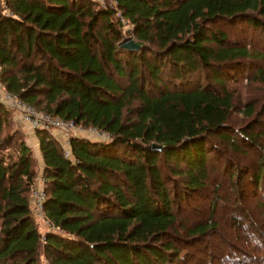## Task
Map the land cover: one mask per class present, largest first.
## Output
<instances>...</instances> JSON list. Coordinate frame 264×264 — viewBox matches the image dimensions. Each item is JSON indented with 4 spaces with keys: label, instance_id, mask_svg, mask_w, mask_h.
Wrapping results in <instances>:
<instances>
[{
    "label": "trees",
    "instance_id": "trees-1",
    "mask_svg": "<svg viewBox=\"0 0 264 264\" xmlns=\"http://www.w3.org/2000/svg\"><path fill=\"white\" fill-rule=\"evenodd\" d=\"M107 1L0 0L3 89L110 136L72 135L68 158L58 138L37 130L39 166L24 131L13 127L15 112L0 103V264H187L195 255H180L176 207L208 186L211 138L238 141L227 128L230 71L264 58L233 44L217 24L245 20L264 39V0ZM125 26L138 49L121 46ZM255 77L264 79V69ZM260 164L249 181L256 188H264ZM161 165L170 167L172 192ZM40 176L55 231L40 230L33 212ZM241 177L235 185L243 198ZM215 227L211 216L186 235L203 238ZM241 250L236 264H264Z\"/></svg>",
    "mask_w": 264,
    "mask_h": 264
},
{
    "label": "rangeland",
    "instance_id": "rangeland-1",
    "mask_svg": "<svg viewBox=\"0 0 264 264\" xmlns=\"http://www.w3.org/2000/svg\"><path fill=\"white\" fill-rule=\"evenodd\" d=\"M107 3L108 1L104 0L105 5L102 7ZM253 15L257 14L253 13ZM217 25L227 33L233 44H246L252 51L264 54L262 30L251 27L245 20L234 23L221 21ZM128 29H130L128 26L124 27L125 40L130 38L126 32ZM241 62L242 65L239 67L241 69L231 70L224 83L225 88L232 93L234 102L227 128L234 133L238 141L230 146L217 137L211 138L212 146L213 148L215 146L216 151L211 154L212 159L208 164L210 170L208 186L201 188L195 194L194 200L176 207L177 234L183 238L178 244V247L182 249L180 255H186L187 252L192 251L195 254L187 264H236L235 260L238 256L235 254L239 252L238 247L243 249L240 251V256L248 253L257 260L264 257V243L258 240L256 233V230L264 233V188L261 183H258L256 188L252 182H249L251 175L259 171L260 162L264 159V79L254 78L258 70L264 69V58L245 59ZM247 105L251 106L250 113H247ZM12 116L15 121L13 127L25 131V125L20 123L17 114L12 113ZM78 127L86 129L81 125ZM242 136L251 138L254 144L250 143V140H243ZM32 149L37 163L41 162V154L34 147ZM160 167L169 181L167 182L168 189L170 188L172 192L175 183L170 182L173 180L169 171L170 167L164 165ZM238 173L242 175L243 180L248 182L247 188L243 190V198L242 195L241 197L238 195V188L235 185ZM177 180L182 184L180 178ZM240 204L242 211L238 209ZM211 216L217 227L209 229L205 237L186 235L187 227L191 228L194 225L205 223ZM236 221L244 226H239ZM252 223L256 227L251 226L254 225ZM248 225L251 229L246 228ZM39 228L44 230L45 224L40 223ZM242 236L247 238L248 247L244 248L241 245L239 237ZM250 242H255V245L251 246ZM225 255L228 256L227 260H225Z\"/></svg>",
    "mask_w": 264,
    "mask_h": 264
},
{
    "label": "built area",
    "instance_id": "built-area-1",
    "mask_svg": "<svg viewBox=\"0 0 264 264\" xmlns=\"http://www.w3.org/2000/svg\"><path fill=\"white\" fill-rule=\"evenodd\" d=\"M93 1L100 3L101 6L105 5L104 0ZM0 103L13 110L17 114V118L20 122L30 130H46L53 137L58 138L64 149L63 154L68 158L71 157L69 141L72 135L99 141L106 140L110 137L104 130L101 131L92 126L86 127V129H81L71 119L65 120L55 116L53 117L50 113L40 110L20 98L17 93L4 90L2 86L0 87ZM45 198V179L43 176H40L31 192L33 212L35 217L42 221L49 230L55 231V227L44 216Z\"/></svg>",
    "mask_w": 264,
    "mask_h": 264
},
{
    "label": "crops",
    "instance_id": "crops-1",
    "mask_svg": "<svg viewBox=\"0 0 264 264\" xmlns=\"http://www.w3.org/2000/svg\"><path fill=\"white\" fill-rule=\"evenodd\" d=\"M25 128H26L24 131L25 139H26L28 145L31 146V148L34 147L35 150L39 153V142H38V138L35 135V131L30 130L26 126H25Z\"/></svg>",
    "mask_w": 264,
    "mask_h": 264
},
{
    "label": "water",
    "instance_id": "water-1",
    "mask_svg": "<svg viewBox=\"0 0 264 264\" xmlns=\"http://www.w3.org/2000/svg\"><path fill=\"white\" fill-rule=\"evenodd\" d=\"M121 46L123 48H126L128 50H132V49H138L140 47L139 44L136 43V41L132 38H127L126 40H124L122 43H121ZM151 147L154 148V149H160L161 147L156 145V144H151Z\"/></svg>",
    "mask_w": 264,
    "mask_h": 264
}]
</instances>
